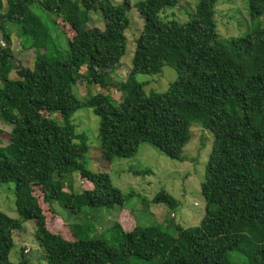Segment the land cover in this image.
Instances as JSON below:
<instances>
[{
	"label": "trees",
	"instance_id": "16d2710c",
	"mask_svg": "<svg viewBox=\"0 0 264 264\" xmlns=\"http://www.w3.org/2000/svg\"><path fill=\"white\" fill-rule=\"evenodd\" d=\"M179 2L0 0L6 42L0 46V118L13 127L10 144L0 148V185L15 184L18 214L12 218L0 211V264H30L24 250L18 263L10 261L14 233L28 221L36 224L43 264H234L233 253L246 264H264V28L222 39L215 19L218 0H199L184 23L160 17ZM133 8L144 25L130 74L119 84L121 100L97 94L82 102L74 86L84 81L107 88L111 72L100 59L125 56ZM249 9L252 18L263 16L264 0H249ZM39 10L74 31L72 39L66 38V50ZM93 14L101 16L103 28L91 26ZM7 23L20 26L21 35L39 52L33 69L16 68ZM164 67L176 71V80L163 93L147 94V83L136 76L160 75ZM84 108L100 119L99 139L109 162L133 158L142 143L183 162L193 125L213 135L201 184L206 213L198 226L175 225L174 236L161 226L137 224L127 231L118 223V245L106 239V232L84 238L89 223H69L71 239L48 229L36 189L44 194V203H58L73 216L85 209L123 207L136 196L116 188L108 174L84 166L90 147L74 122ZM74 173L91 187L67 192L65 180ZM152 202L173 210L178 206L166 191Z\"/></svg>",
	"mask_w": 264,
	"mask_h": 264
},
{
	"label": "rangeland",
	"instance_id": "374dc122",
	"mask_svg": "<svg viewBox=\"0 0 264 264\" xmlns=\"http://www.w3.org/2000/svg\"><path fill=\"white\" fill-rule=\"evenodd\" d=\"M113 1L121 2V0ZM137 1L139 0H133V3ZM198 2L199 0H180L175 8L167 9L160 17L163 20H176L179 23L187 22L195 12ZM215 10L217 31L224 40L245 37L259 28H264V15L258 18L251 17L249 0H218ZM38 15L46 20L45 22L53 30L56 41L61 44L63 50H66V38L72 39L75 35L74 31L62 19H58L55 15H47L44 10H39ZM129 16L131 24L126 32L128 46L125 56L118 61L100 59V64L104 62L105 69L111 72L107 80V88L88 85L84 81H80L74 86V93L82 102L97 94L110 96L117 102L121 100L119 84L126 80L130 74L136 41L140 37L144 25V20L135 8L131 10ZM92 19L91 26L104 27V22L99 14H93ZM5 27L11 36V48L16 68L24 66L33 69L35 58L39 52L30 45L28 39L21 35L20 26L7 23ZM2 44L6 45V42L0 29V46H3ZM16 77V71H13L11 78L15 79ZM176 78V71L170 67H164L160 75L140 74L136 76L139 83H147L144 88L147 94L167 91L169 85ZM52 117L58 118L55 114ZM74 122L78 131L86 134L90 147L89 153L84 159L86 169L97 174H108L116 188L125 194L134 192L136 196L128 200L123 207L116 206L110 210L105 208L85 209L81 215L73 216L58 203L53 204V207L44 203V194L41 190L36 189L35 195L38 197L46 216L47 227L51 232L71 239L69 223L81 225L89 223V229H85V233L82 235L84 238H93L106 232V239L113 245H118L122 241L120 231L114 229L118 223L127 231H131L137 224L140 227L161 226L174 236L177 235L175 225L192 228L201 223L206 213V199L202 194L201 184L205 179L206 165L214 141L210 132L204 130L199 124L193 125L191 140L183 151V156L186 158V161L183 162L167 157L148 143H142L133 158L116 159L109 162L103 157L99 139L100 119L93 110L89 108L80 110L75 115ZM12 129L11 125L0 118V148L10 144ZM147 170L149 171L147 174L139 176L135 174L137 171ZM15 187L14 183L0 185V211L12 218H18ZM65 187L69 193H79L82 189H89L91 184L82 179L79 173H74L66 178ZM161 191H166L177 201L178 206L174 210L166 204L152 202ZM52 210L61 216L53 213ZM14 240L15 247L10 254L12 263L20 261V255L24 250V253L29 257L30 264H43V251L37 242L34 221L25 222L24 230L14 233ZM232 260L234 264H246L244 258L237 253L232 254ZM132 264L145 263L132 260Z\"/></svg>",
	"mask_w": 264,
	"mask_h": 264
},
{
	"label": "built area",
	"instance_id": "2783aa9c",
	"mask_svg": "<svg viewBox=\"0 0 264 264\" xmlns=\"http://www.w3.org/2000/svg\"><path fill=\"white\" fill-rule=\"evenodd\" d=\"M3 46H5V44H2Z\"/></svg>",
	"mask_w": 264,
	"mask_h": 264
}]
</instances>
